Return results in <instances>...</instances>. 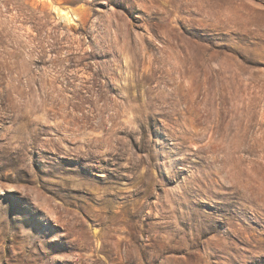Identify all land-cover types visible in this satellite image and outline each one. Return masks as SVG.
I'll use <instances>...</instances> for the list:
<instances>
[{
    "label": "rangeland",
    "instance_id": "374dc122",
    "mask_svg": "<svg viewBox=\"0 0 264 264\" xmlns=\"http://www.w3.org/2000/svg\"><path fill=\"white\" fill-rule=\"evenodd\" d=\"M0 264H264V0H0Z\"/></svg>",
    "mask_w": 264,
    "mask_h": 264
},
{
    "label": "bare ground",
    "instance_id": "6f19581e",
    "mask_svg": "<svg viewBox=\"0 0 264 264\" xmlns=\"http://www.w3.org/2000/svg\"><path fill=\"white\" fill-rule=\"evenodd\" d=\"M21 151H22V153H25V150H23V148H21Z\"/></svg>",
    "mask_w": 264,
    "mask_h": 264
}]
</instances>
